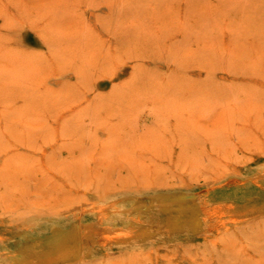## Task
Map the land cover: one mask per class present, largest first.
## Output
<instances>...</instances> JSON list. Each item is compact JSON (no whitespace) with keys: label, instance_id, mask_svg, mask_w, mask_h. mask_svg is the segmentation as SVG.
<instances>
[{"label":"rangeland","instance_id":"rangeland-1","mask_svg":"<svg viewBox=\"0 0 264 264\" xmlns=\"http://www.w3.org/2000/svg\"><path fill=\"white\" fill-rule=\"evenodd\" d=\"M73 230L66 264H264V0H0V264Z\"/></svg>","mask_w":264,"mask_h":264},{"label":"bare ground","instance_id":"bare-ground-1","mask_svg":"<svg viewBox=\"0 0 264 264\" xmlns=\"http://www.w3.org/2000/svg\"><path fill=\"white\" fill-rule=\"evenodd\" d=\"M249 14V13H248ZM183 198V197H182ZM184 199H185V196H184ZM190 199H192V197H190ZM185 200H187V198L185 199ZM174 203H176V205L174 204ZM174 204V205H173ZM160 206L163 208V210H165V211H171V210H173V209H175L174 210V212L172 213V215H174V216H170V218H172V217H175V221H180V219L182 218V217H186V206H185V204H184V201L183 200H177V199H173L171 202H162L161 204H160ZM202 206V205H201ZM205 209V208H204ZM92 210H90V212H91ZM96 211H99V210H96ZM118 211L119 210H117V213H118ZM190 211V210H189ZM193 211V210H192ZM87 212H89V211H87ZM95 212V211H94ZM126 213H127V211H125ZM116 213V212H115ZM203 213V212H202ZM102 213L100 212L99 213V215H101ZM129 214V213H128ZM137 214V213H136ZM120 215H121V213H120ZM133 216H135V215H133ZM100 217H102V216H100ZM99 217V219H102V218H100ZM106 218V217H105ZM130 218V217H129ZM129 218H127V217H124L123 218V222L125 223V224H127V225H129L130 224V220H129ZM204 219H205V217H204ZM213 218H211V220H212ZM103 220V219H102ZM131 220H133L132 218H131ZM197 219H195V221L193 222V224H194V226H198L199 225V223H197V221H196ZM101 221V220H100ZM152 222V221H151ZM101 223V222H100ZM210 224V223H209ZM206 226H207V224H206ZM209 226V225H208ZM207 226V227H208ZM108 228V227H107ZM211 228V227H210ZM110 229V228H109ZM129 229H131V227L129 228ZM133 229V228H132ZM138 229V228H137ZM209 229V228H208ZM96 231H98L97 229H95ZM17 231V230H16ZM111 233H112V231L111 230H109ZM127 231H128V229H127ZM132 231V230H131ZM134 231V230H133ZM105 231H103V233H104ZM124 234L126 233V231L124 232V231H122ZM138 232H141L142 233V231H140V228H139V231ZM113 233H117V232H113ZM123 233H121V234H123ZM131 233V232H130ZM133 233V232H132ZM107 234H108V232H107ZM129 234V233H128ZM81 235V234H80ZM104 235V234H103ZM115 235H119L118 233L117 234H115ZM115 235H113V236H115ZM126 235V234H125ZM109 236V235H108ZM137 237V236H136ZM78 238V232H77V230H73V231H63V232H60V233H57V235H56V237H55V241H54V244H55V247H56V249H57V255H56V257H55V259L57 260V261H61V262H63L64 264H66V263H68V262H64V261H66L65 259L66 258H68L69 256H75L77 253H75V251H74V249H73V246L71 245V241H73V240H76ZM110 240V239H109ZM14 264H28V261L26 260V259H24V258H22V257H16L15 258V263ZM123 264V263H122Z\"/></svg>","mask_w":264,"mask_h":264}]
</instances>
